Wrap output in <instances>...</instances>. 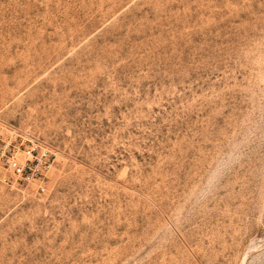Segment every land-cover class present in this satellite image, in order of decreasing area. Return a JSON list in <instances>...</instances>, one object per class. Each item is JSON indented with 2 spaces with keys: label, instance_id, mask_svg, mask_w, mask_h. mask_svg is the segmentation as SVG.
Masks as SVG:
<instances>
[{
  "label": "rangeland",
  "instance_id": "rangeland-1",
  "mask_svg": "<svg viewBox=\"0 0 264 264\" xmlns=\"http://www.w3.org/2000/svg\"><path fill=\"white\" fill-rule=\"evenodd\" d=\"M0 264H264V0H0Z\"/></svg>",
  "mask_w": 264,
  "mask_h": 264
}]
</instances>
